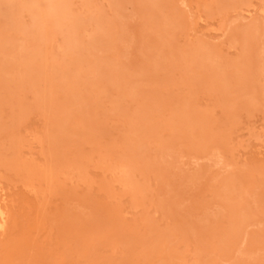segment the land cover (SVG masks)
Returning <instances> with one entry per match:
<instances>
[{"label":"rangeland","instance_id":"1","mask_svg":"<svg viewBox=\"0 0 264 264\" xmlns=\"http://www.w3.org/2000/svg\"><path fill=\"white\" fill-rule=\"evenodd\" d=\"M0 193V264H264V0H0Z\"/></svg>","mask_w":264,"mask_h":264},{"label":"bare ground","instance_id":"2","mask_svg":"<svg viewBox=\"0 0 264 264\" xmlns=\"http://www.w3.org/2000/svg\"><path fill=\"white\" fill-rule=\"evenodd\" d=\"M2 198L0 196V235H2L5 232L6 227H7L6 226V221H8V219H7L8 216H6L7 214H6V210H5L6 206H3L2 202L4 201V199H2Z\"/></svg>","mask_w":264,"mask_h":264}]
</instances>
